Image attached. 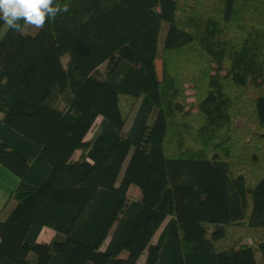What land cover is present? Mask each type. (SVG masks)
<instances>
[{
  "label": "trees",
  "instance_id": "obj_1",
  "mask_svg": "<svg viewBox=\"0 0 264 264\" xmlns=\"http://www.w3.org/2000/svg\"><path fill=\"white\" fill-rule=\"evenodd\" d=\"M57 2L0 20V264H264V0Z\"/></svg>",
  "mask_w": 264,
  "mask_h": 264
},
{
  "label": "clouds",
  "instance_id": "obj_2",
  "mask_svg": "<svg viewBox=\"0 0 264 264\" xmlns=\"http://www.w3.org/2000/svg\"><path fill=\"white\" fill-rule=\"evenodd\" d=\"M62 12H69V4L57 0H0V20L19 33L25 31L21 21L25 26L43 29Z\"/></svg>",
  "mask_w": 264,
  "mask_h": 264
},
{
  "label": "rangeland",
  "instance_id": "obj_3",
  "mask_svg": "<svg viewBox=\"0 0 264 264\" xmlns=\"http://www.w3.org/2000/svg\"><path fill=\"white\" fill-rule=\"evenodd\" d=\"M7 27L8 26L5 24L3 26L2 31H5ZM166 30H167V25L164 28V35H165ZM162 40H163V38H162ZM120 55L123 58H125L126 60L130 61V62H133V63L136 62L135 61V57H134L132 51L128 47L122 48L120 50ZM157 67H158V70H160V62L159 61L157 62ZM100 121H101V116H96V115H91V117L85 121V123H84V131L86 133L85 134V137H84L85 140L89 139L92 136V134L95 131L96 126L98 125V123ZM79 155H80V150H76L75 148H71L67 152V156L70 159H73V160L79 158ZM4 173H5V174H3L4 179H6L7 183L11 185V183H10L11 179H14L15 180L16 177L9 170H7L6 168L4 169ZM140 195L141 194H140L139 188H137L136 186L130 187V189H129V196L130 197H133L134 198V197H139ZM10 208L11 207H9V209H7L5 211V213L3 212V214L0 217L1 220L5 219V217L7 216V214L9 213V211L11 210ZM42 238L45 239V240H47L50 237H49V235H47L44 232V234L42 235ZM125 255L126 254L123 253L121 257H125Z\"/></svg>",
  "mask_w": 264,
  "mask_h": 264
},
{
  "label": "crops",
  "instance_id": "obj_4",
  "mask_svg": "<svg viewBox=\"0 0 264 264\" xmlns=\"http://www.w3.org/2000/svg\"><path fill=\"white\" fill-rule=\"evenodd\" d=\"M4 169L5 167L0 165V217L3 214V212L5 213V211L9 209V207H11L10 209H12L14 205L16 204V202L12 199V194L19 183V179L13 174L16 177V179L15 180L11 179L10 181L11 185L8 184L6 179H4L3 177V174H5ZM140 196L134 197V198L137 199V198H140ZM44 232L50 237L47 240L42 238V235L44 234ZM54 234H55L54 230L50 228H44L40 236V240L49 241L53 237Z\"/></svg>",
  "mask_w": 264,
  "mask_h": 264
}]
</instances>
